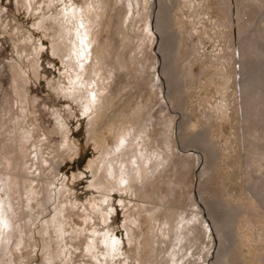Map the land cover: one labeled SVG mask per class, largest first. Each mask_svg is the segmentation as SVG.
I'll list each match as a JSON object with an SVG mask.
<instances>
[{
  "label": "rangeland",
  "instance_id": "374dc122",
  "mask_svg": "<svg viewBox=\"0 0 264 264\" xmlns=\"http://www.w3.org/2000/svg\"><path fill=\"white\" fill-rule=\"evenodd\" d=\"M263 18L264 0H0L1 262L264 264L243 83L264 66L240 44Z\"/></svg>",
  "mask_w": 264,
  "mask_h": 264
},
{
  "label": "bare ground",
  "instance_id": "6f19581e",
  "mask_svg": "<svg viewBox=\"0 0 264 264\" xmlns=\"http://www.w3.org/2000/svg\"><path fill=\"white\" fill-rule=\"evenodd\" d=\"M250 3V2H249ZM250 5V4H249ZM248 5V6H249ZM246 6V5H245ZM257 6V5H256ZM251 7V6H250ZM261 10H262V8H260ZM243 14H245V12L243 13ZM264 19V18H263ZM262 20V19H261ZM248 29V27H243L242 28V31H241V35H243V34H245V33H247V29ZM261 28V27H260ZM85 32V31H84ZM262 39V42H263V44H264V28L262 29H255V30H253V32L251 33V34H248L247 36H245V37H241V40H240V44H241V49H242V53H243V55H242V53H241V55H242V62L245 64V61H246V59L247 60H252V57L253 56H255L256 58L254 59V62H255V60H256V62H259V63H263V61H264V51H263V49L262 50H259V48H258V43H259V39ZM261 45V44H260ZM250 63V62H249ZM248 63V64H249ZM259 64L260 66H264L263 64ZM247 64V65H248ZM250 64H252V62L250 63ZM252 67V66H251ZM250 69V68H249ZM260 70V69H259ZM250 71H253V69L252 70H250ZM250 71H248V70H246V68H243V72H244V74H245V76H246V79H245V82H243L244 84H245V89H246V93H247V102H250L251 103V105H250V109L251 110H253L254 111V113H260V111L262 112V114H259V115H257L256 117H255V120H256V128L258 129V128H260V120H259V117H260V115H264V102L262 103L261 102V100H260V97L261 96H259L258 94H259V92L262 90V88L264 89V87H260L261 89H258V88H252L251 86L253 85V81H256L257 82V84H264V78H263V76H264V68H263V72L261 73V75H259L260 74V72L258 73V72H256L255 70L251 73ZM258 71V70H257ZM225 79H227V78H225ZM243 85V84H242ZM258 86V85H257ZM244 93H245V91H244ZM262 93V92H261ZM263 94V93H262ZM243 96V95H242ZM246 96V95H245ZM263 96V95H262ZM246 98V97H245ZM244 102V101H243ZM245 105V104H244ZM246 117V116H245ZM247 124H249V123H247ZM249 128V127H248ZM251 129V128H250ZM254 129H255V127H254ZM246 135H247V133H246ZM250 135V134H249ZM260 144H264V135L263 134H261V135H258V138H257V141H255V144H252V147H257L258 148V151H257V153L259 154V156L261 157V156H264V150H262V148H261V145ZM261 148V149H260ZM182 164V163H181ZM180 164V166H182ZM180 166H176L177 168H176V173L177 174H179L180 173ZM8 167V166H7ZM204 172V171H203ZM206 172H204V174H205ZM3 178H5V176L3 177ZM2 178V179H3ZM6 180V179H5ZM9 197V196H8ZM11 198V197H10ZM193 202H194V205H193V209L194 210H196L197 209V207H199L200 205H198L194 200H193ZM11 203V202H10ZM194 213H196V212H194ZM197 216V215H196ZM194 217V216H193ZM185 219V218H184ZM11 220V225L10 226H7V229L8 228H12V219H10ZM3 221H6L5 219L3 220ZM9 221V220H8ZM7 221V222H8ZM9 223H10V221H9ZM7 224V223H6ZM3 226V225H2ZM4 228V227H3ZM5 228H6V226H5ZM1 229H2V227H1ZM10 237H11V235H10ZM5 241H10V238L8 237V238H6V240ZM8 245V244H7ZM6 245V246H7ZM10 245V244H9ZM0 250H1V248H0ZM5 252V251H4ZM10 255V254H9ZM0 264H5V263H2L1 262V260H0ZM175 264V263H174Z\"/></svg>",
  "mask_w": 264,
  "mask_h": 264
},
{
  "label": "snow or ice",
  "instance_id": "6c2138e0",
  "mask_svg": "<svg viewBox=\"0 0 264 264\" xmlns=\"http://www.w3.org/2000/svg\"><path fill=\"white\" fill-rule=\"evenodd\" d=\"M81 27H83V25H81ZM81 44H84V41L83 40H81ZM85 47H86V45H85ZM93 99H95V97H94V95H93ZM106 244H107V241L105 242ZM119 243V241H113V250H115V245L116 244H118Z\"/></svg>",
  "mask_w": 264,
  "mask_h": 264
}]
</instances>
